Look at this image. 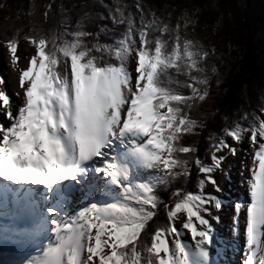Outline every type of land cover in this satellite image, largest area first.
<instances>
[{
  "label": "snow or ice",
  "instance_id": "6c2138e0",
  "mask_svg": "<svg viewBox=\"0 0 264 264\" xmlns=\"http://www.w3.org/2000/svg\"><path fill=\"white\" fill-rule=\"evenodd\" d=\"M35 8L23 36L0 39L19 100L0 88V242L20 249L0 246V264H230L218 177L245 139L230 233L243 225L239 264H264V103L239 116L211 103L215 47L180 35L199 9L172 25L141 0Z\"/></svg>",
  "mask_w": 264,
  "mask_h": 264
},
{
  "label": "trees",
  "instance_id": "16d2710c",
  "mask_svg": "<svg viewBox=\"0 0 264 264\" xmlns=\"http://www.w3.org/2000/svg\"><path fill=\"white\" fill-rule=\"evenodd\" d=\"M59 2L61 0H53L54 6ZM64 2L79 3V0ZM122 2L131 5L134 0ZM47 3L49 0H0V39L20 25L24 26L20 33L23 36L28 31L30 17L26 13L30 6H36L32 18L42 20V5ZM105 3L111 4L113 0H105ZM150 4L151 9L158 12L165 5L169 6L172 25L177 23L183 9L190 12L199 9L196 13L197 24L191 29L201 43L215 47L214 62L221 74L219 84L214 76L211 80V103L214 106L230 115L235 113L239 116L264 103V43L260 36L264 32V0H153ZM246 91L247 94L243 96L241 92ZM223 124L217 119L212 130L220 134ZM199 143L203 153L206 143L202 139ZM158 222H166V215L162 211ZM149 227H154L153 222H149Z\"/></svg>",
  "mask_w": 264,
  "mask_h": 264
},
{
  "label": "bare ground",
  "instance_id": "6f19581e",
  "mask_svg": "<svg viewBox=\"0 0 264 264\" xmlns=\"http://www.w3.org/2000/svg\"><path fill=\"white\" fill-rule=\"evenodd\" d=\"M34 50L31 49L27 42H22L21 44L18 45V54L20 55L21 59L18 61L19 67H24L26 66V59L25 56L26 55H30ZM4 63V64H3ZM9 64V59L7 58V55L5 54V50L0 47V69L2 70V75H4L3 77V84H0V88L6 89L8 95L10 96V99L15 102V103H19L18 97H16L14 95V92L18 89V74L17 72H15L13 70V67L11 65H8V68H5V65ZM4 67V69H3ZM242 161V160H241ZM243 163L244 165H249L250 164V160L248 158H246L244 156L243 158ZM237 165V164H236ZM239 169V170H238ZM236 170V175L235 173H227V175L223 178L218 177V181L219 183L222 185V187L224 188V196L227 197L226 201H225V206L227 204H229L230 207V211L229 213L233 216V208L230 204L232 197H234V199L232 200H236V199H246V192L244 190V188L241 186V182H239V180H237V178H241V163L239 165V168ZM235 175V176H234ZM248 175V171L247 168L245 167L244 171H243V176L246 177ZM225 178H230V182H226ZM208 187V189H210L212 191V187L211 185H206ZM240 188V189H239ZM234 189V190H232ZM241 191H239V190ZM243 192V193H242ZM232 193V194H231ZM224 210V208H223ZM223 210L219 212V216L223 213ZM220 220H221V216H220ZM219 223H223L224 227H228L229 229H231L232 227V221L227 222V221H221ZM218 224L214 223V226H217ZM240 234L233 236L231 234V237H227V235H225V230L222 229L219 231V229H216L217 232L220 233L221 237H224L225 240L228 242V244H230L229 248H232L231 253H226V255H228L227 259L229 260L230 264H236L235 261L239 264V256H240V252L239 249L243 244V235H242V229H243V225L241 224L240 226ZM185 238L187 239V235L185 236ZM0 246H7L9 248H16V245H12L11 243L4 245L3 242H0Z\"/></svg>",
  "mask_w": 264,
  "mask_h": 264
},
{
  "label": "rangeland",
  "instance_id": "374dc122",
  "mask_svg": "<svg viewBox=\"0 0 264 264\" xmlns=\"http://www.w3.org/2000/svg\"><path fill=\"white\" fill-rule=\"evenodd\" d=\"M143 3H144V5H146L147 7L148 6H150L151 4H150V2H152L153 0H141ZM8 5V4H7ZM8 8V6L6 7V9ZM148 8H151V6L150 7H148ZM180 24H181V28H180V35L182 36V37H187V38H189V39H192L194 42H201L200 40H199V38L197 37V35L192 31V29H191V25H189L187 28H185L184 26H183V24H184V21H180ZM260 36L262 37V40H263V43H264V32L263 33H261L260 34ZM22 42H27V41H25V40H23V39H21L20 40V42H19V44H21ZM27 44H28V42H27ZM28 46L31 48V49H33L29 44H28ZM34 50V49H33ZM4 64V63H3ZM8 65H11V63H10V61H9V64H7L6 63V65H5V68H8ZM12 66V65H11ZM3 69H4V67H3ZM3 73H2V70L0 69V78H4L3 76L4 75H2ZM253 88H254V86H253ZM253 88H251V90L253 89ZM249 90V89H248ZM254 90V89H253ZM247 92L248 91H246V92H241V94L243 95V96H245L246 94H247ZM258 108H255V109H251L250 111H253V110H257ZM249 111V112H250ZM0 119H2V118H0ZM249 148V144H248V141H247V139H245L244 140V142H243V144L240 146V148H239V150L237 151V153H236V155L235 156H229L228 157V161H227V163L225 164V171L227 172V173H229V174H231V173H235V175H236V170L239 168V165H240V163H241V160H243V158H244V156H245V153H244V149H248ZM237 164V165H236ZM239 170V169H238ZM232 175V174H231ZM234 175V176H235ZM241 179H242V177L239 179V178H237V180H239V182H241ZM230 178H225V181L226 182H230ZM240 189V188H239ZM238 189V190H239ZM206 190L207 191H211L210 189H208V187L206 186ZM232 190H234V189H232ZM239 191H241V190H239ZM243 193V192H242ZM232 194V193H231ZM232 199H234V197H232ZM231 199V201H233ZM230 204H231V202H230ZM229 211H230V207H229V204H227L225 207H224V210H223V213L220 215L221 216V220H220V222L221 221H227V222H230V221H232V215L229 213ZM215 228L216 229H219V231L220 230H222V229H224L225 230V235H227V237L229 238V237H231V233H230V229L228 228V227H224V224L223 223H219L217 226H215ZM218 234L220 235V233L218 232ZM230 245V244H229ZM231 251H232V248H229L225 253H224V255H225V257L227 258L228 257V255H226V253H231ZM235 263L236 264H238L236 261H235Z\"/></svg>",
  "mask_w": 264,
  "mask_h": 264
},
{
  "label": "water",
  "instance_id": "95a60500",
  "mask_svg": "<svg viewBox=\"0 0 264 264\" xmlns=\"http://www.w3.org/2000/svg\"><path fill=\"white\" fill-rule=\"evenodd\" d=\"M17 250H20V249H19V246H17Z\"/></svg>",
  "mask_w": 264,
  "mask_h": 264
}]
</instances>
